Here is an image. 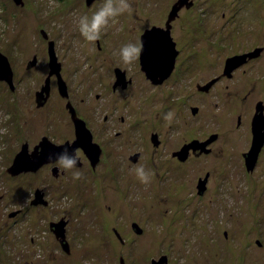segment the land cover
Here are the masks:
<instances>
[{
  "label": "flooded vegetation",
  "instance_id": "af4514ba",
  "mask_svg": "<svg viewBox=\"0 0 264 264\" xmlns=\"http://www.w3.org/2000/svg\"><path fill=\"white\" fill-rule=\"evenodd\" d=\"M69 1L71 0H64V3ZM82 1L89 7L100 0L90 3ZM152 1L156 2V6L148 9V15L158 16L148 24L127 29V34L133 37L137 46L141 45V37L147 31H152L154 36L163 37L159 41L166 46L168 54L163 56L165 59L160 66L158 64L151 68L155 70L167 64V70L168 61L172 62L165 76L162 73L152 76V72L148 76L142 70L139 53L137 65L134 66L137 67V72L128 70L124 65H113L103 77L97 74L93 80L95 77L89 79L87 73L75 69L74 72L81 75V82L79 80L80 83L74 87L76 84L70 81L62 61L64 56H59L55 40L49 38L44 30L40 31L42 40L37 51L22 62L21 76H15L12 63L4 54L12 69V79L11 83L0 79V168L3 171L0 172V264H81L80 260L92 254L90 251H104L103 246L100 247L103 232L98 231V228L89 232L90 224H94L96 218L88 221L86 215H80L75 219L65 209H72L74 184L81 186L85 173L93 174L99 167H103L104 173L110 174V180L114 181L115 189L110 191L116 199L111 201H119L121 187L125 196L133 193V186H130L133 183L128 184L131 178L129 174L126 178V172L120 167V159L129 167L130 163L138 164L140 154H143L136 150V128L139 121L136 118L135 95L143 91L144 87L155 89L156 86L170 82L171 90L181 85L186 88V91L179 90L177 94L171 92L172 100L181 99L178 102L181 108L171 109L174 110L172 112L175 118L172 119V125H153L147 132V143L154 150L146 154L171 155L173 177L170 176V179L175 182V186L178 187L179 181L185 178L184 165L191 163L188 170L195 171L193 179L196 181V193L198 197H205L211 173L206 170L203 175H195L200 170L195 165L197 162L192 160L213 155L215 160H219L217 166L213 167L214 174H217L223 162L231 168L233 155L230 154H238V159L242 162L243 177L248 182L252 180L257 185L264 183V164L260 165L264 161V70L256 69L255 63L260 58V50L254 48L253 52L228 56L221 69L217 61L211 60L208 55L198 56L199 64L194 56H188L186 66L179 68L178 47L188 34L180 31L178 26H181L184 16L194 12L196 0ZM176 4L180 6L174 10ZM96 42L99 49V39ZM41 59L44 61L40 66ZM39 66L41 68L36 71ZM239 68H246L239 71L243 73L242 78L248 81L245 84L247 89H244L242 82H238L240 77L236 76V71ZM246 75L250 77L246 78ZM31 77V82H26L23 86L20 84ZM252 79L254 82L248 87ZM9 98L15 102L10 103ZM195 118L198 120V137L185 141V136L182 140L174 136V142L168 138L170 130L172 133L182 132L185 121ZM78 121L90 133L91 142L97 145L99 154L91 159L77 145L74 150L77 157L75 167L64 170L58 164L59 155L50 153L51 145L72 144L76 139ZM9 144L14 145L11 150ZM186 146L189 147L185 151ZM47 150L49 154H46ZM21 152L26 155L36 154L38 161L34 160L29 167L23 165L18 169H11L16 155ZM44 152L45 156L42 158ZM221 154H226V157L221 158ZM154 166H157L156 162ZM76 171L82 173V176L74 180L72 173ZM156 175V179L160 180L159 172ZM221 178L228 183L232 181V175L227 171L223 172ZM4 180L7 182L2 184ZM140 185L143 186L142 183ZM136 186L138 183L134 188ZM74 192L77 193L78 190L75 189ZM102 193L99 203L105 201V194ZM89 200L94 201L85 199L75 205L86 206ZM100 205L102 204L93 205L95 211L99 210L97 208ZM261 205L264 211V201ZM205 207L208 211L211 210L208 201ZM89 208L93 213L94 210L90 206ZM238 222L240 221H236L235 225ZM133 224L137 223H131V230L137 235L143 234L142 228L137 224L140 229L137 233ZM250 224L253 229L249 232ZM242 226L248 230L247 239L251 238V241L246 243L250 252L241 264H264V218L243 220L238 227ZM112 232L118 246H121L124 243L122 234L116 228ZM222 236L227 240L228 231H224ZM162 256L165 257L166 264H170L168 257L165 254L159 257ZM117 257V264H131L120 251ZM158 258H151L150 264Z\"/></svg>",
  "mask_w": 264,
  "mask_h": 264
},
{
  "label": "rangeland",
  "instance_id": "374dc122",
  "mask_svg": "<svg viewBox=\"0 0 264 264\" xmlns=\"http://www.w3.org/2000/svg\"><path fill=\"white\" fill-rule=\"evenodd\" d=\"M127 2L131 6V12H124L109 21L108 26L101 32L100 48L97 49L96 41L89 42L81 35L79 21L83 16H87L90 21L105 0L97 1L89 7H86L82 0H71L69 3H64V0H23L22 6L15 5L12 0H0V51L10 59L15 76H21L22 62L37 51L42 40L40 31L44 30L49 38L55 40L59 56H64L62 61L70 81L76 84L74 87L81 82L80 74L75 73V69L87 73L89 79L95 77L93 80L97 74L103 77L113 65H124L128 70L137 72V67L134 68L137 61L125 65L120 55L124 45H137L133 37L127 34V29L148 24L158 15H148V9L156 6V2L152 0ZM181 23V26H178L180 31L188 36L183 37L178 47L179 68L186 66L188 56H194L199 64L198 56L208 55L211 60L217 61L221 69L228 56L253 52L256 48L254 50H260L261 54L258 61H255L256 69L264 70V0H196L194 12L184 16ZM185 23L188 25L184 26ZM41 61L40 66L44 59ZM40 66L36 71H39ZM245 69H237L236 76L240 77L238 82H242L244 89H247L245 84L248 81L242 78L243 73L239 71ZM187 73L185 77L188 76ZM248 77L250 76L246 75V78ZM31 79L32 77L25 79L20 84L23 86L26 82H31ZM252 82L253 79L248 87ZM156 87H144L143 91L135 95L136 118L139 121L136 128V150L143 153L140 154V162L130 163L127 167L124 160L120 159V167L126 172V178L127 174L131 178L128 184L133 183L130 185L133 186V193L125 196L121 187L119 201H111L116 199L110 191L115 189L114 181L110 180V174L104 173L103 167H99L93 174L85 173L81 186L74 184L73 189L78 192L73 190L72 209L62 208L68 210L75 219L80 215H86L88 221L96 218L94 224H90L89 232L97 230L96 228L103 232L100 247L103 246L104 251H90L92 254L85 256L80 263L117 264V254L120 251L131 264H150L151 258L156 259L162 254L168 257L170 264H241L250 252L246 243L250 242L251 238L247 239V229L238 226L243 220L264 218L261 205L264 201V183L257 185V182L252 183V180L248 182V179L243 177L242 162L238 159V154H230L233 155L232 159L230 158L232 169L223 162L217 174H214V168L219 160H215L213 155L191 159L199 166L200 171L195 175H203L206 170L211 173L209 190L205 197H198L196 193V181L193 179L195 171L188 170L191 163L184 165L185 178L179 181L178 187L175 186V182L170 179V176L173 177L171 155L146 154L154 150L147 143V132L153 125H172L175 118L172 116L169 122L165 116L174 112L171 109L181 108L178 103L181 99L172 100L171 92L177 94L179 90L186 91V88L181 85L171 90L170 82ZM9 102L15 101L9 98ZM197 121L196 118L185 121L182 132L172 133L170 130L168 138L174 142L175 137L182 140L185 136V141L198 137ZM172 134L174 135L171 136ZM13 146L9 144V149ZM224 156L226 157V154H221V158ZM155 162L157 166H154ZM263 164L264 161L260 165ZM141 166L149 174V182L142 183L143 186L140 185L135 172V169ZM228 168L231 171H228ZM1 170L2 168L0 172H3ZM225 171L232 175V181L229 183L221 178ZM156 172H159L160 180L156 179ZM6 182L4 180L2 184ZM10 183L12 181L7 186ZM137 183L138 186L134 188ZM101 193L105 194V201L99 203ZM85 199H93L95 202L89 200L88 205L83 207L80 204L75 205ZM206 201L211 204L209 211L205 207ZM94 204H102L97 208L100 212L95 211ZM89 206L94 210L93 213ZM236 221L240 222L235 225ZM132 222L142 228L143 234L137 235L131 230ZM249 227L250 232L253 228L251 224ZM113 228L122 234L124 243L121 246H118L114 238ZM224 231L229 233L227 240L222 236Z\"/></svg>",
  "mask_w": 264,
  "mask_h": 264
},
{
  "label": "water",
  "instance_id": "95a60500",
  "mask_svg": "<svg viewBox=\"0 0 264 264\" xmlns=\"http://www.w3.org/2000/svg\"><path fill=\"white\" fill-rule=\"evenodd\" d=\"M87 3H90L93 0H86ZM182 1V0H181ZM12 2L17 5V6H22L23 5V0H12ZM182 3V2H180ZM180 4H176L174 6V10L179 7ZM173 10V11H174ZM163 37L159 36H154V33L151 31H147L144 33L141 37V45H142V50L140 51V58H141V65H142V70L149 76V73L152 74V76L157 75L158 73L162 75H166V73L170 70V67L172 65V62L168 61V67L167 70H165L166 65L162 67H158L157 69H152L151 66H155L159 64L161 65V61L165 58L167 53V48L166 46L159 41ZM49 50L51 51V42L49 43ZM52 56V53H50ZM167 56V55H166ZM53 62L54 59H51ZM164 62V61H162ZM31 64H33V61H31ZM58 64V63H57ZM150 68V70H149ZM164 72V73H163ZM158 74V75H159ZM150 75V77H152ZM0 79L6 80L8 83H11L12 79V69L9 64L8 58L0 52ZM76 139L73 141L72 144L68 145V143L63 144V145H51L50 153L51 154H56V156L60 155L61 153L66 151H69L68 153L74 155V150L76 149L77 145L81 146L82 149H84L88 155L89 158L95 159L98 154H99V149L97 148V145L95 143L91 142V136L90 133L88 132L87 129L83 126V123L81 121H78L76 123ZM69 147V148H68ZM189 146H186L184 149L185 151L188 149ZM45 152L42 154V158L45 156ZM46 154H49V150L46 151ZM69 154V155H70ZM34 160L38 161V156L36 154H30L26 155L23 152L19 153L16 155L13 165L11 166L13 168H20L23 165L25 167L31 166V163L34 162ZM202 190V189H201ZM200 190V191H201ZM133 227L135 228L136 232L139 233L140 229L137 226V224H133ZM152 264H166L165 257H159L157 260H152Z\"/></svg>",
  "mask_w": 264,
  "mask_h": 264
},
{
  "label": "clouds",
  "instance_id": "9594fccd",
  "mask_svg": "<svg viewBox=\"0 0 264 264\" xmlns=\"http://www.w3.org/2000/svg\"><path fill=\"white\" fill-rule=\"evenodd\" d=\"M124 12H131V6L127 0H105V3L99 8V10L92 15L90 21L87 16L80 18L79 30L81 35L87 41L95 42L100 38L102 30L108 26L109 21ZM141 50L142 45H124L120 50L123 63L125 65H131L136 59H138ZM172 116L173 113L170 112L166 114L165 119L171 122ZM76 162L77 157L75 155L69 156L66 150L58 157V164L64 170H71L75 167ZM135 172L141 183L149 182V174L145 172L142 166L135 169ZM81 176L82 173L79 171L72 173V178L74 180L80 179Z\"/></svg>",
  "mask_w": 264,
  "mask_h": 264
}]
</instances>
